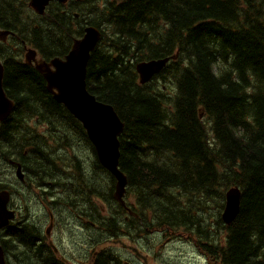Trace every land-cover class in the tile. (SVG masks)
Here are the masks:
<instances>
[{
  "label": "trees",
  "instance_id": "trees-1",
  "mask_svg": "<svg viewBox=\"0 0 264 264\" xmlns=\"http://www.w3.org/2000/svg\"><path fill=\"white\" fill-rule=\"evenodd\" d=\"M29 1L0 0V28L16 33L11 43L0 41L4 89L16 103L0 127L1 161L20 162L32 190L51 181L48 189L74 209L83 207L80 194L101 199L112 215L102 216L96 203L92 217L121 245L155 233L154 245L170 237L194 242L209 264H264V0H70L45 16L23 13ZM85 25L103 33L87 65V88L125 123L120 165L133 214L115 201L113 186L86 178L77 154L91 146L85 129L23 60L25 44L45 59L64 56ZM168 56L153 81L138 83L137 62ZM39 125L47 132L39 134ZM97 171H104L98 160ZM235 186L240 211L226 224L221 209ZM20 231L18 241L40 237L26 224ZM0 243L7 260L30 264L26 248L18 250L7 234ZM106 251L113 259L101 264L133 263L119 249ZM39 253L31 247L28 257L43 264Z\"/></svg>",
  "mask_w": 264,
  "mask_h": 264
},
{
  "label": "water",
  "instance_id": "water-1",
  "mask_svg": "<svg viewBox=\"0 0 264 264\" xmlns=\"http://www.w3.org/2000/svg\"><path fill=\"white\" fill-rule=\"evenodd\" d=\"M50 0H33V6L40 12ZM87 35L83 41H77L66 57V60H52L51 64L40 62L37 64L39 71L47 80V87L55 98L64 103L67 108L83 122L90 140L95 144L99 159L103 166L108 168L117 178L115 198L124 204L122 198L128 183L127 176L119 170L120 141L119 136L124 130V123L118 116L113 106L99 101L86 88V71L90 52L94 49L100 38V33L95 28H87ZM7 31H0V37L4 38ZM35 59L33 50L27 53V60ZM168 59L155 60L149 64H143L141 68L142 82H146L159 72ZM4 69L0 63V121L5 119L12 111L14 104L7 97L3 88ZM56 90V91H55ZM18 175L21 177L20 170ZM241 192L238 188H232L227 192V205L223 213L226 223L235 220L240 210ZM8 194L0 193V227L8 224L14 212L7 208ZM0 264H6L3 250L0 247Z\"/></svg>",
  "mask_w": 264,
  "mask_h": 264
},
{
  "label": "rangeland",
  "instance_id": "rangeland-1",
  "mask_svg": "<svg viewBox=\"0 0 264 264\" xmlns=\"http://www.w3.org/2000/svg\"><path fill=\"white\" fill-rule=\"evenodd\" d=\"M79 156L82 160L92 161V153L90 150L81 149ZM4 169L7 166H3ZM10 168V167H9ZM103 183L108 189L110 186V181L106 176H102ZM103 185V184H102ZM103 185V186H104ZM21 196V194H17ZM31 197L27 195V199L30 200ZM133 202V200H130ZM225 202V201H224ZM21 205L24 207V201L21 200ZM31 205L34 204L33 199L29 201ZM101 203V201H99ZM213 209V207H212ZM211 210V209H210ZM214 209L212 215L216 214ZM108 213L105 205H102V214L106 215ZM75 219L70 217L69 211L65 214L64 219L62 220L61 225L57 229H52V234H54L55 243H60L61 251L66 256H77L79 258L78 263L72 261L70 264H88V248L86 247L87 238L83 231L81 230V223L79 220L74 221ZM65 234H68L72 241H69ZM143 241L140 242V245L129 241L127 238H124L123 245L113 246L114 249H119L120 255H126L132 260V264H209L205 256L199 252L198 247L194 242H191L193 246L187 244L189 241L177 240L173 237H170L165 240V238L159 240L157 245L151 244V241L155 237V233L143 236ZM137 249L134 251L131 248ZM127 248V249H125ZM94 253L95 250H92ZM128 259L129 261H131Z\"/></svg>",
  "mask_w": 264,
  "mask_h": 264
},
{
  "label": "flooded vegetation",
  "instance_id": "flooded-vegetation-1",
  "mask_svg": "<svg viewBox=\"0 0 264 264\" xmlns=\"http://www.w3.org/2000/svg\"><path fill=\"white\" fill-rule=\"evenodd\" d=\"M13 190L15 189V186L13 185V188H12ZM12 207V208H14V209H16V210H18L17 209V207H18V205L16 204V203H14L13 202V199L12 200H10V203H9V207ZM46 236V239H48V243L51 241V233H47V234H45Z\"/></svg>",
  "mask_w": 264,
  "mask_h": 264
},
{
  "label": "bare ground",
  "instance_id": "bare-ground-1",
  "mask_svg": "<svg viewBox=\"0 0 264 264\" xmlns=\"http://www.w3.org/2000/svg\"><path fill=\"white\" fill-rule=\"evenodd\" d=\"M16 3V2H15ZM41 260V259H40Z\"/></svg>",
  "mask_w": 264,
  "mask_h": 264
}]
</instances>
